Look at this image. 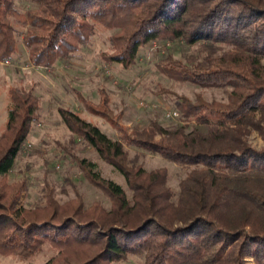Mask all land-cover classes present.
<instances>
[{
  "label": "trees",
  "instance_id": "trees-1",
  "mask_svg": "<svg viewBox=\"0 0 264 264\" xmlns=\"http://www.w3.org/2000/svg\"><path fill=\"white\" fill-rule=\"evenodd\" d=\"M0 0V62H14L23 45L30 65L49 71L68 63L101 32H112L107 67L134 68L154 42L185 44L182 59H162L158 70L176 83L224 90L225 101L178 97L186 124L157 122L126 142L190 171L175 194L167 172H147L121 141L109 138L78 112L59 108L73 138L93 148L125 179L127 192L104 179L98 165L77 159L87 180L112 203L86 208L80 198L18 207L28 181H11L18 159L41 121L35 88L9 89L8 119L0 134V256L30 262L46 248L45 264H264V0ZM25 1V0H24ZM94 115L115 126L108 94L93 104L73 89ZM166 93L161 90L159 94ZM259 118H256V115ZM74 142V139L72 140ZM143 154V153H142Z\"/></svg>",
  "mask_w": 264,
  "mask_h": 264
},
{
  "label": "rangeland",
  "instance_id": "rangeland-1",
  "mask_svg": "<svg viewBox=\"0 0 264 264\" xmlns=\"http://www.w3.org/2000/svg\"><path fill=\"white\" fill-rule=\"evenodd\" d=\"M23 11L32 9L27 0L20 2ZM112 32L97 34L91 45L68 63L57 65L44 71L33 68L28 59V51L21 45L20 52L11 65L0 64V134L8 119L9 89L12 87L35 88L42 101L41 121L34 127L28 144L31 146L18 159L10 176L11 181H28V188L20 198L18 207H35L45 202L46 189H51L60 203L80 198L86 208L99 203L110 210L111 201L97 190L85 177L77 159H84L98 165L104 179L120 185L131 196L124 177L113 167L102 161L97 152L83 141L73 138L62 123L59 108L78 112L82 118L98 126L109 138L121 141L130 152V159L138 160L147 172L165 170L167 185L175 193L190 171L158 155L144 153L126 142L136 130H143L157 122L164 129L172 130L185 125V119L177 110L179 99L186 97L195 101L202 97L208 102L225 101L224 90L204 89L191 84L176 83L161 74L158 63L168 55L175 59L191 52L185 44L154 42L139 57L134 68L120 66L107 67L101 60V53L109 50L108 38ZM73 89L82 93L93 104L101 101L100 90L105 89L109 99L110 112L116 119L115 126L107 120L92 114L82 103ZM161 90L166 93L159 94ZM177 112L179 116H169ZM259 118L258 114H255ZM74 139V142L72 140ZM249 144L264 149V137L254 132L248 138ZM143 153V154H142ZM54 251L46 250L30 262H22L16 257L0 256V264H45L54 256ZM121 264H144L140 258H131ZM248 264H255L248 259Z\"/></svg>",
  "mask_w": 264,
  "mask_h": 264
},
{
  "label": "built area",
  "instance_id": "built-area-1",
  "mask_svg": "<svg viewBox=\"0 0 264 264\" xmlns=\"http://www.w3.org/2000/svg\"><path fill=\"white\" fill-rule=\"evenodd\" d=\"M0 64L2 65V66H8V65H11V62L9 61V60H6V61H4V62H0ZM33 68H35V67H33ZM170 117L172 116H179L178 115V113L177 112H174V113H171L170 115H169ZM31 146L30 145H28V148H30Z\"/></svg>",
  "mask_w": 264,
  "mask_h": 264
}]
</instances>
